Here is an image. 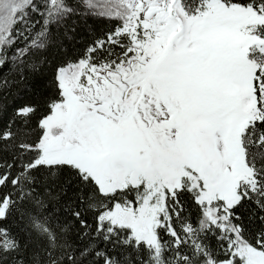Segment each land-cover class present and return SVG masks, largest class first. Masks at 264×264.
Instances as JSON below:
<instances>
[{"label": "snow or ice", "instance_id": "snow-or-ice-1", "mask_svg": "<svg viewBox=\"0 0 264 264\" xmlns=\"http://www.w3.org/2000/svg\"><path fill=\"white\" fill-rule=\"evenodd\" d=\"M0 264H264V0H0Z\"/></svg>", "mask_w": 264, "mask_h": 264}, {"label": "trees", "instance_id": "trees-1", "mask_svg": "<svg viewBox=\"0 0 264 264\" xmlns=\"http://www.w3.org/2000/svg\"><path fill=\"white\" fill-rule=\"evenodd\" d=\"M70 47H72V46L70 45ZM79 51H80V48L78 46L74 48V54L78 53ZM8 102L11 103V98H9Z\"/></svg>", "mask_w": 264, "mask_h": 264}]
</instances>
